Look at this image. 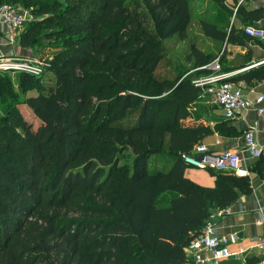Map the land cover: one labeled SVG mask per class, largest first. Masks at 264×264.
I'll return each mask as SVG.
<instances>
[{
    "label": "trees",
    "instance_id": "1",
    "mask_svg": "<svg viewBox=\"0 0 264 264\" xmlns=\"http://www.w3.org/2000/svg\"><path fill=\"white\" fill-rule=\"evenodd\" d=\"M206 1L207 38L254 41L231 22V5L250 24L263 7ZM4 2L35 16L22 46L44 40L55 52L39 76L0 72V95L12 100L0 116V264H184L212 211L252 191L249 175L207 169L211 187L186 175L182 155L212 129L186 121L202 89L171 69L164 42L186 39L191 0ZM217 56L192 44L186 59L194 70ZM227 80L253 85L264 65ZM226 121L215 130L231 129ZM152 155L166 157L162 169L149 170ZM250 173L264 178V155Z\"/></svg>",
    "mask_w": 264,
    "mask_h": 264
},
{
    "label": "crops",
    "instance_id": "2",
    "mask_svg": "<svg viewBox=\"0 0 264 264\" xmlns=\"http://www.w3.org/2000/svg\"><path fill=\"white\" fill-rule=\"evenodd\" d=\"M239 1L240 0H238V2ZM241 4L246 10L264 8V0H243ZM234 17L232 21L234 22V26L238 29H242L243 26L249 23L245 20L243 21L237 15ZM251 24L264 26V18L253 20ZM246 45L247 48L245 46L231 44L225 45L228 51L225 60L228 66L231 67L230 71L240 70L251 64H255L251 68L264 65V47L254 44L252 40L248 41ZM245 48L248 50L246 56L241 55V57H238L236 53H239V51ZM32 53L34 52L30 50V47L22 46L18 39L14 42H10L5 25L0 22V57L31 56ZM53 54L54 52L50 55ZM236 85L248 99H253L261 94L264 95V80L255 82L253 85H247L244 82H239ZM212 102L216 106L213 105L212 109H210V106L207 105L206 109L208 111H204L202 118L198 119L193 117V111L195 110L194 104L191 108L192 117L186 120L187 122H192L196 119V121H202L204 124H208L211 127L212 132L202 140V143L207 145L212 153H219L230 148H239L242 145L243 132L251 124L257 126L256 138L264 145V114L258 115L253 110H241L235 118L226 121L231 129L223 130V132L216 131V125L224 122L225 119L223 118L220 106L215 101ZM242 156L241 165L249 170L252 191L247 195H240L230 206L212 211L208 219L209 222L217 226L220 233L228 235V251L238 254L223 259L221 264H239L242 257L246 259L247 264H257L262 255V252L258 249V245L262 243L264 246V221H259V216L257 214V208L264 207V178L251 174L250 166L255 160L249 158L246 154H242ZM164 161L165 163L168 161L166 157ZM188 171L193 172L200 178L197 180L196 177H194L198 182L209 187L214 185L215 176L210 171L189 167L186 171V175L189 178L190 175ZM224 172L226 173L227 171Z\"/></svg>",
    "mask_w": 264,
    "mask_h": 264
},
{
    "label": "built area",
    "instance_id": "3",
    "mask_svg": "<svg viewBox=\"0 0 264 264\" xmlns=\"http://www.w3.org/2000/svg\"><path fill=\"white\" fill-rule=\"evenodd\" d=\"M240 0L237 5L241 4ZM236 9V8H235ZM33 15L18 5L0 3V22L5 25L9 41L14 42L23 30L26 21H31ZM243 32L254 40L264 42V26L248 24L243 26ZM223 52V51H222ZM222 52L211 62L201 68L208 69L211 74L203 80H192L194 85L200 87L203 93L213 95L215 102L220 106L223 118L232 120L241 110H253L258 115L264 114V95L253 99L246 98L236 83L227 79L238 72L249 69L255 64L236 71H223L220 57ZM47 66V61L33 56L0 57V72H24L39 76ZM257 126L251 124L243 133L242 145L237 149H226L219 153H212L203 143L196 144L192 151L183 154V162L199 170H218L232 172L238 176L249 175V170L242 167V154L256 160L264 155V145L256 138ZM259 221H264V207L257 208ZM229 237L218 231L217 226L207 221L199 236L194 238L186 248L188 261L184 264H221L223 259L231 255H238L228 251ZM262 252L257 264H264V246L258 245ZM239 264H247L244 257Z\"/></svg>",
    "mask_w": 264,
    "mask_h": 264
},
{
    "label": "rangeland",
    "instance_id": "4",
    "mask_svg": "<svg viewBox=\"0 0 264 264\" xmlns=\"http://www.w3.org/2000/svg\"><path fill=\"white\" fill-rule=\"evenodd\" d=\"M227 2H230V1H227ZM231 6H232V15H231V22H232L233 17L236 16L237 14H236V9H235L236 7H234V5H231ZM191 7H192L191 20L188 25L186 39L183 41H177L173 38V39H170L164 42V45L166 48L165 53L168 59L170 60V63L172 66L171 69L174 71H178V72H184L186 76H188L189 78L195 81V80L205 79L207 76L211 74V71L209 70L208 72H204V71L201 72L198 70H201L202 68H197L194 70L191 68V64L189 61H187L186 56L192 44H194L196 48L201 50L203 53L208 54V55L216 56L223 51L224 59L225 57H227L228 51L224 43L207 38L201 29L200 19L204 17L205 15L206 17H209V16L211 17V15L213 14V11L211 7L207 4V1L206 0H191ZM33 20H35V16H33V19L31 21ZM27 22L29 21H26L25 23ZM40 32H43V30ZM253 42L254 44L259 45V46L261 45L263 46L264 44L263 42H259L255 40ZM245 47L247 48V45H245ZM245 49H242V51H239V53H236V55L238 57H241V55L246 56L247 54L246 52L248 50L247 49L245 50ZM30 50L34 52L32 53L31 56L40 58L44 61H48L52 56L50 54L52 52H55V47L50 45V43H48L47 41L39 40L37 41V43H35L33 46L30 47ZM8 74L12 78L16 77V73L14 72H8ZM13 93L15 94L16 100L22 103L21 107L27 109L25 103L23 102L27 93H21L17 85ZM212 101H215L213 95H211L210 93H203V96H201L200 99L195 102V110L193 111V117L202 118L204 111H208L206 109V106L209 105L210 109H212V106L215 105L213 104ZM11 103H12V100L10 99L9 93L7 95H2V96L0 95V116H2L8 110ZM222 124L223 123H218L217 125L221 126ZM164 158L165 156L163 155H152L148 161L149 170L162 169V167H164L165 165ZM188 173L190 175V178L192 177L191 178L192 181L198 183L201 186H206L205 184H202L197 181L200 178L196 176L193 172L188 171ZM194 177H196L197 180ZM206 187H209V186H206Z\"/></svg>",
    "mask_w": 264,
    "mask_h": 264
},
{
    "label": "water",
    "instance_id": "5",
    "mask_svg": "<svg viewBox=\"0 0 264 264\" xmlns=\"http://www.w3.org/2000/svg\"><path fill=\"white\" fill-rule=\"evenodd\" d=\"M239 73V72H238Z\"/></svg>",
    "mask_w": 264,
    "mask_h": 264
}]
</instances>
